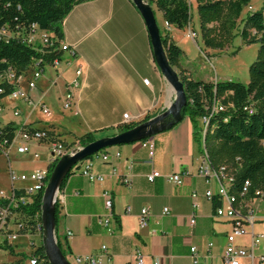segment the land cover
I'll use <instances>...</instances> for the list:
<instances>
[{
    "label": "crops",
    "instance_id": "0c3cea01",
    "mask_svg": "<svg viewBox=\"0 0 264 264\" xmlns=\"http://www.w3.org/2000/svg\"><path fill=\"white\" fill-rule=\"evenodd\" d=\"M122 10L130 15L127 22ZM128 22L134 27L132 36L126 30ZM89 26L93 28L88 30ZM96 29H108L115 39L114 48L104 57L92 55L84 45ZM62 31L64 41L76 48L77 56L72 64L60 70L62 76H57L52 69L47 71L40 81L43 85L39 83L33 93L35 100L45 101L41 93L48 85L55 89L61 103L65 82L80 64L83 78L77 91V114L71 113L81 116L90 132L113 128L108 134L112 136L125 125H138L161 114L174 101V91L154 60L145 22L131 0H91L78 4L63 20ZM173 39L176 41L174 36ZM106 98L113 103L108 109L101 105ZM21 109V117L14 121H27L36 126L39 120L30 117L39 108L22 104ZM5 119H11L8 111ZM152 138L155 143L152 155L139 141L109 147L107 161L93 158V171L102 180H90L78 172L66 178L57 199V232L68 245V256L93 255L99 258V264H137L135 252L140 250L144 255L143 264H225L223 254L232 223L217 217L215 202L205 196L208 189L217 187L198 174L201 151L194 140L189 117ZM31 150L37 151L32 146ZM10 161L12 165L11 155ZM153 170L163 176L150 182L147 176ZM171 173L181 174L182 184L167 181L164 176ZM105 191L113 197L109 226L102 222L110 214L105 206ZM246 203L254 208L255 201ZM144 207L149 209L150 220L147 227L141 228L140 212ZM165 208L169 209L168 214H164ZM255 213L254 231L264 232V215L257 209ZM191 215L196 218L194 226L189 223ZM68 231L72 232L71 236ZM21 239L11 244L14 257L6 263L28 264V258L23 256L29 257L33 249H20ZM249 243L250 234L237 239L238 245ZM194 246L195 254L191 251ZM240 264L251 263L241 259Z\"/></svg>",
    "mask_w": 264,
    "mask_h": 264
},
{
    "label": "trees",
    "instance_id": "16d2710c",
    "mask_svg": "<svg viewBox=\"0 0 264 264\" xmlns=\"http://www.w3.org/2000/svg\"><path fill=\"white\" fill-rule=\"evenodd\" d=\"M86 1L91 0H0V25L9 23L25 26L35 23L38 28L51 30L59 39H63V20L76 5ZM147 1L152 7L155 5L156 9L162 13L167 26L185 29L192 24L190 0ZM251 1L196 0L201 39L207 48L222 50L237 34L246 44L260 43L256 60L249 68L248 83L236 80L192 79L186 68L187 72L181 69L182 60L185 57L184 51L170 38L169 34L163 35L161 32L169 62L180 70V78L185 86L188 103L184 108L183 119L189 117L198 149L201 151L202 146L205 145L213 165L217 169L225 167L226 172L234 176V182L229 187V191L236 196L237 202L254 198L257 190L264 192V10L247 12L242 19V28L239 29L238 26V20ZM153 10L156 13L154 8ZM41 55L40 52L21 41L12 40L5 43L0 40V70L9 65L23 69L33 57ZM215 102L225 106L226 110L210 117L208 130L203 135L201 117L209 113ZM178 123L167 125L158 133L168 131ZM134 126L136 124L125 125L120 132ZM19 127V123L14 120L3 124L0 126V139L11 140ZM96 139L93 132H88L80 137L79 142L84 146ZM55 164L56 162H53L49 166V177ZM71 173L72 170L66 178ZM245 181L250 182L247 195L242 194ZM43 193L41 191L36 194L29 207L23 208L29 217L38 212L41 213ZM220 204L221 202L215 201L214 207ZM55 211L58 245L63 254L68 256V245L60 239L57 232L58 201ZM0 248L14 254L11 245L4 244ZM36 253L45 255L43 243Z\"/></svg>",
    "mask_w": 264,
    "mask_h": 264
},
{
    "label": "built area",
    "instance_id": "2783aa9c",
    "mask_svg": "<svg viewBox=\"0 0 264 264\" xmlns=\"http://www.w3.org/2000/svg\"><path fill=\"white\" fill-rule=\"evenodd\" d=\"M0 40L9 43L12 40L21 41L28 46L34 48L42 55L40 57H33L28 65L23 69H17L11 65L0 70V126L8 121L20 118L22 115L21 105L26 104L32 107H38L43 114L50 115L49 106L43 101L35 100L33 93L39 88V83L49 69L54 70L57 76H60V70L66 64H72L77 56L76 48L64 39H59L50 30L38 28L37 24L32 23L28 25L4 23L0 25ZM5 62V61H4ZM62 76V75H61ZM83 76V69L78 64L73 71V76L65 82L64 93L61 99V106L66 111H71L77 114V91L81 88V79ZM147 82V79L144 80ZM7 93L5 96H2ZM10 99L14 101L11 105H7L5 100ZM10 111L11 119H5L6 111ZM226 110L225 106L215 102L209 110V113L201 117L202 133L206 134L210 124V117ZM128 118V114H125ZM20 127L14 133L11 140L0 139V153L5 155L9 161L8 172L10 176V189L4 194L0 192V243L11 245L23 234L30 235L25 230H36L43 232V223L41 213H36L30 217L23 210L24 207H29L34 196L39 192L45 190L49 180V166L53 162H57L61 157L68 153H73V146L66 145L58 137L51 133V128H42L33 126L30 123L20 122ZM46 144L47 166L41 169H36L31 172L13 169L10 161L12 151L19 155L31 154L35 160L40 159L41 153L31 150V143ZM141 145L153 154L154 139L146 138L141 140ZM108 148L104 152H98L91 158H86L79 162L72 172H78L86 176L90 180L100 179L93 171V158L99 157L103 161L109 159ZM199 176L203 177L205 181L210 184L216 183L217 189H208L205 196L219 202H224L223 205L215 207V215L217 217L225 218L231 221L232 228L227 234V245L223 254L225 264H240L241 259H248L251 264H264V232L255 233L254 225L257 221L255 209L247 205L246 202L260 200L264 202V192L257 190L255 197L250 198L244 202H237L234 194H231L229 187L234 182V176L226 172L225 167L217 169L209 157L205 145L202 146L201 159L198 169ZM163 176L160 171L153 170L148 176V180L153 182L156 178ZM167 181L174 184H182L183 178L179 173H171L164 176ZM250 188V182L245 181L242 194L247 195ZM196 196V193L193 194ZM59 198V193L57 199ZM105 206L110 214L106 216L102 222L105 226L111 223V211L113 206V197L109 191L104 192ZM130 211V208L127 209ZM169 209H164V214H168ZM150 212L147 207L141 209L140 212V226L145 228L149 225ZM189 223L194 226L196 223L195 215L189 217ZM68 236L72 235L71 231L67 232ZM250 234V243L248 246L238 245L237 239L239 237ZM212 246V243H210ZM30 247L33 249L32 254L28 258V264H51L46 255L36 253L38 245L36 242H30ZM105 248V246L103 247ZM259 250H261L259 252ZM193 254L196 253L197 248H191ZM72 264H99L98 257L93 255L73 256L69 258ZM135 257L137 264H143L144 255L140 250H136Z\"/></svg>",
    "mask_w": 264,
    "mask_h": 264
},
{
    "label": "rangeland",
    "instance_id": "374dc122",
    "mask_svg": "<svg viewBox=\"0 0 264 264\" xmlns=\"http://www.w3.org/2000/svg\"><path fill=\"white\" fill-rule=\"evenodd\" d=\"M190 2L192 4V24L185 29L175 28L176 30L173 27L167 26V24L163 21L162 13L156 9L155 5H153V8L156 12L155 15L157 22L162 34H169L172 40H174V36L176 39V41H174L180 46L187 56L188 61L185 57L183 58L181 69H183L185 72L186 68L189 71L190 77L195 80H236L243 83H248L249 68L250 65L256 60L260 43L255 42L246 44L242 37L237 34L233 38L232 42L222 50L207 48L201 39L196 0H190ZM262 9L264 10V0H252L250 5L244 9L241 18L238 20L239 29H241L243 26L242 19L245 18L247 12ZM121 14L124 18H126L125 20L127 22L130 17L128 11L122 10ZM90 26V29L88 28V30L93 28V26ZM126 30L130 33V36H132L131 33H134L132 22H128L126 25ZM51 32L54 33L53 31ZM109 33L110 31L108 29L93 30L90 34V37L86 39L84 44L87 46L88 52L92 55H98L101 57L108 55L115 45V39ZM174 68L180 76V70L177 67ZM42 85L43 84L41 82L40 86ZM41 95H44V100L51 107L52 113L51 115H45L40 109H37L30 119L37 118L39 121L37 122L36 126L38 127L51 128V133L54 136H57L66 145L76 146L73 148L82 147L83 145L79 142V139L84 134L90 132V130L86 127V124L83 122L81 116L73 115L70 111H66L62 108L61 103L57 99V93L55 92L54 88H50V86L46 85L43 87V92ZM104 100V103H101V105H104L102 107L108 109L113 105V103L108 98ZM5 102L7 105H11L14 101L6 99ZM7 111L8 115L11 116L10 111ZM125 111H127V109ZM18 119L19 118H17V120ZM51 124L54 125L51 126ZM113 130V128L99 129L97 131H93V133L98 139L109 136L108 134H111ZM118 131L120 132L121 128ZM35 145H37L35 142L31 143V146L36 148V150L41 153V157L38 160H33L31 154L17 155L14 151H12V167L16 169L18 173L21 171L31 172L33 170L41 169L47 166L45 146L38 148ZM9 185L10 176L8 172V161L6 156L0 153V192L3 191V193L6 194L10 189ZM254 208L260 210L261 215H264V202L258 199L255 200ZM258 228L262 229L263 225L258 226ZM25 232L30 235L26 237L23 236L26 234L22 233V236H20V238L22 237L21 245H19L20 249L27 250L30 248V242H36L39 247L42 245L44 236L43 232L39 233L34 229L30 231L25 230L24 233ZM1 245H3V243H0V246ZM12 257H14L12 253L0 250L1 263L9 262ZM23 258L27 260L29 257L28 255L25 257L24 255ZM69 258H72V256Z\"/></svg>",
    "mask_w": 264,
    "mask_h": 264
},
{
    "label": "water",
    "instance_id": "95a60500",
    "mask_svg": "<svg viewBox=\"0 0 264 264\" xmlns=\"http://www.w3.org/2000/svg\"><path fill=\"white\" fill-rule=\"evenodd\" d=\"M141 14L152 46L154 60L167 83L172 87L175 98L164 112L152 117L133 128L112 136L98 138L82 147H77L73 153L61 157L50 174L43 193L41 218L43 223V245L45 255L51 264H72L60 249L56 235V202L63 180L67 174L82 160L92 157L103 149L131 144L154 136L167 125L183 120L184 108L187 106L185 86L176 69L170 64L166 49L162 42L161 29L157 22L152 5L146 0H131Z\"/></svg>",
    "mask_w": 264,
    "mask_h": 264
},
{
    "label": "bare ground",
    "instance_id": "6f19581e",
    "mask_svg": "<svg viewBox=\"0 0 264 264\" xmlns=\"http://www.w3.org/2000/svg\"><path fill=\"white\" fill-rule=\"evenodd\" d=\"M71 112V111H70Z\"/></svg>",
    "mask_w": 264,
    "mask_h": 264
}]
</instances>
